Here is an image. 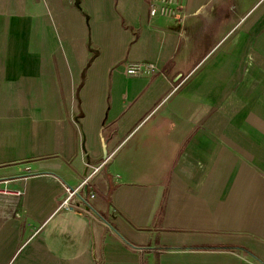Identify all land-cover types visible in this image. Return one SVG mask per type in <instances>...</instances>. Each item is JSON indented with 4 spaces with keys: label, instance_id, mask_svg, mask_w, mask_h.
Returning a JSON list of instances; mask_svg holds the SVG:
<instances>
[{
    "label": "crops",
    "instance_id": "1",
    "mask_svg": "<svg viewBox=\"0 0 264 264\" xmlns=\"http://www.w3.org/2000/svg\"><path fill=\"white\" fill-rule=\"evenodd\" d=\"M36 1L0 0V264H264V1Z\"/></svg>",
    "mask_w": 264,
    "mask_h": 264
},
{
    "label": "built area",
    "instance_id": "2",
    "mask_svg": "<svg viewBox=\"0 0 264 264\" xmlns=\"http://www.w3.org/2000/svg\"><path fill=\"white\" fill-rule=\"evenodd\" d=\"M264 0H260L263 2ZM37 5H43L42 0L36 1ZM148 13L149 17L162 16L164 18L171 19L175 25H180L185 18V11L179 0H149L148 1ZM158 67L155 63L149 61H136L130 62L126 65V73L128 75H144L155 74L158 71ZM109 160V156L103 159L100 163L92 166L88 172L84 174L80 183L76 186L64 185L63 198L59 204L60 209L69 211L82 212L91 219L98 218V214L90 208L89 199L94 197L93 192H87L86 196H83L82 190L84 186H87L93 175H95ZM11 189L6 183L0 185V193H10ZM17 191V190H16Z\"/></svg>",
    "mask_w": 264,
    "mask_h": 264
},
{
    "label": "water",
    "instance_id": "3",
    "mask_svg": "<svg viewBox=\"0 0 264 264\" xmlns=\"http://www.w3.org/2000/svg\"><path fill=\"white\" fill-rule=\"evenodd\" d=\"M82 193H83V196H86L87 195V186H84L83 187Z\"/></svg>",
    "mask_w": 264,
    "mask_h": 264
}]
</instances>
